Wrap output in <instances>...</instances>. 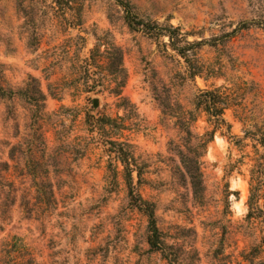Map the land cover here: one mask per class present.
<instances>
[{
    "label": "rangeland",
    "instance_id": "1",
    "mask_svg": "<svg viewBox=\"0 0 264 264\" xmlns=\"http://www.w3.org/2000/svg\"><path fill=\"white\" fill-rule=\"evenodd\" d=\"M127 1L139 19L177 28L180 45L199 43L187 52L194 78L166 37L131 29L115 0L62 8L0 0V264H166L148 247L147 218L128 202L121 165L108 169L109 137L134 145L142 169L134 187L153 203L169 257L264 264V29H241L264 0ZM112 46L134 112L81 79L90 50L102 63ZM93 75L103 77V68ZM205 90L226 97L230 129L196 150L203 190L195 198L174 154L184 143L172 114L194 110ZM87 113L114 118L115 127L90 132ZM195 114L200 136L209 126Z\"/></svg>",
    "mask_w": 264,
    "mask_h": 264
},
{
    "label": "trees",
    "instance_id": "2",
    "mask_svg": "<svg viewBox=\"0 0 264 264\" xmlns=\"http://www.w3.org/2000/svg\"><path fill=\"white\" fill-rule=\"evenodd\" d=\"M72 0H53L58 7L67 6ZM124 10V19L128 26L133 30H141L149 34L155 40L161 37H166L169 42L170 48L183 59L187 66V76L194 78L198 71L192 69L191 57L188 55V48L191 46L199 45L198 42L189 43L185 41L184 45L181 44L180 33L177 28L172 26L162 27L157 23L146 22L139 19L132 13L130 3L126 0H115ZM257 19L250 22L241 24V29H248L250 26H257L264 29V3H260L257 7ZM97 48L90 50L88 60L84 62L82 71L80 73L83 84L89 91L95 93L107 92L109 95L117 99V106L125 113L134 112L133 104L129 99L122 96V91L125 83V72L122 68L121 51L118 47L112 46L106 49L102 54V63L96 60ZM98 67L103 68L104 76L100 77L93 75V71ZM194 110L184 111L180 110L175 115L176 126L178 129L179 137L184 143L183 146L176 145L174 154L178 157L180 168L183 175L188 179L193 196L198 198L203 190L202 173L200 170V158L202 154L196 152L198 148L206 149L207 145L213 140L216 133L228 132L230 125L223 118L224 111L228 106V101L224 95L217 90L199 91L194 99ZM163 109V108H162ZM161 109V114H165L166 110ZM201 111L205 115V121L209 126L202 135H196L192 131V125L197 121L195 112ZM115 119L101 115L93 117L87 113L85 116V123L90 132H103L105 127L113 129L115 127ZM225 128V130H223ZM105 145L104 149L109 155L108 169L112 171V162L119 163L122 167V178L124 180L127 199L131 207L139 209L147 218V244L151 251L160 253V256L165 260L166 264H178L177 257H169L168 251H173V246L168 245L162 238V233L156 225L154 215L153 203L146 201L140 197L135 190V180L141 179V167L137 162V157L134 154V145L128 138L118 141L112 140L111 137L103 139ZM264 147V139L261 141ZM115 171V170H113ZM254 186L249 188L248 207L252 208L255 193ZM251 212V211H250ZM250 214V213H249Z\"/></svg>",
    "mask_w": 264,
    "mask_h": 264
},
{
    "label": "water",
    "instance_id": "3",
    "mask_svg": "<svg viewBox=\"0 0 264 264\" xmlns=\"http://www.w3.org/2000/svg\"><path fill=\"white\" fill-rule=\"evenodd\" d=\"M98 105V100L97 99H93V107H97Z\"/></svg>",
    "mask_w": 264,
    "mask_h": 264
}]
</instances>
